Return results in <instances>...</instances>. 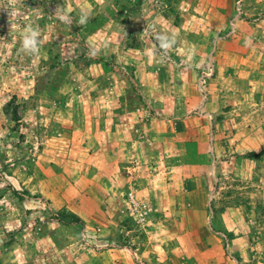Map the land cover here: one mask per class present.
Wrapping results in <instances>:
<instances>
[{"label":"rangeland","instance_id":"374dc122","mask_svg":"<svg viewBox=\"0 0 264 264\" xmlns=\"http://www.w3.org/2000/svg\"><path fill=\"white\" fill-rule=\"evenodd\" d=\"M263 42L264 0H0V264L234 256L229 219L212 225L230 212L253 220V260L264 261ZM227 69L221 91L212 77L200 85ZM171 77L186 78L190 104L174 115L195 121L150 135L162 127L146 78L182 105ZM204 91L207 125L193 108ZM103 129L110 140L94 141ZM196 190L205 209L192 207ZM197 232L214 235L199 247Z\"/></svg>","mask_w":264,"mask_h":264},{"label":"crops","instance_id":"0c3cea01","mask_svg":"<svg viewBox=\"0 0 264 264\" xmlns=\"http://www.w3.org/2000/svg\"><path fill=\"white\" fill-rule=\"evenodd\" d=\"M215 44H217V42H215L214 45H212L211 50L215 47ZM217 53H218L217 50H215V55H217ZM213 54H214V49H213L212 55ZM209 57L211 59L210 53H209ZM131 60L134 61L135 60L134 57H132ZM227 70L228 71L225 70L224 73H218V74L216 72L215 73L206 72L205 74H202L201 77L202 76L204 77L205 82L212 77L213 81L217 82V84L215 85V90L221 91L224 88V86H222V85L219 86V84L224 83L225 81L227 82L229 80V78H231V79L233 78V75L230 74L229 69H227ZM146 79H147L146 80L147 82L149 81V90L147 89V92L146 93L144 92V95L142 94V98L144 99V102L147 105V107L150 108V110H154L155 111L154 113L159 115L157 117H152L150 119L154 120V121L156 120L158 122L157 125H159L160 128L162 126H164L166 128H170L169 131H173V128H175V131H177V129H180L182 131V129L188 127V126H185V124H188V123L184 124L185 119H189V121H191V123L195 121L194 118H191V117H193V115L186 116V117H180V115L178 117V116L174 115L175 113L182 112V106H183V109H185V107L187 108L188 106H190V104L188 103L189 100L186 97H184L185 95L183 93L182 86H181L184 83V81L186 80V78L183 80V83L182 82L176 83V81L172 77L170 79H168V81H173V86L177 87L178 88L177 91H179L181 93L182 105L178 104V102H177V104L172 105L171 103H169V100H167V102L165 104V101L163 99L164 98L163 94L162 93L159 94L158 92H156V90L153 91L150 89L152 87V84H154L155 81L157 82L159 80H157V78L155 81H153L150 78H146ZM165 84L166 85H164V86H168L169 88L172 85V84L167 85V83H165ZM160 86L162 88H164L163 85H160ZM216 86H218L219 89ZM143 91H145V90H143ZM175 92H176V90H175ZM156 94L160 95V96H157ZM203 94H204L203 95L204 97H203V99H201V101H200V99L198 100V98L197 99L193 98L194 99V107L193 108H196L199 111L198 112L199 115H198V117H196V119H198V121H200L201 124L207 125V123L210 122V119L212 118V116L210 115L211 112H209V102H208L209 93L204 91ZM217 95H219V92H217ZM214 96H216V95L214 94ZM158 97H160V98H158ZM215 100L218 101V98H215ZM158 109H160L161 112L157 113ZM222 111L221 112L224 113V110H222ZM169 115H171V116H169ZM182 115L183 114H181V116ZM171 121L173 122V124H171ZM180 125L182 126V128H180ZM164 127L159 129V131L151 130L150 135H158V132H159V135H165V136L166 135H172V134H169L167 129ZM107 132L108 131H105V129H103V131H101V130L94 131L93 132L94 141H96L95 136L97 134L101 135V141L102 142L108 141L109 135L107 134ZM110 143L111 142H109V144ZM195 193L197 196H194V197H201L202 196L203 199H200L197 202L198 204H194V201H193L192 207L193 208L198 207L199 209H201V208L205 209L206 200H205V196L202 194V191L196 190ZM228 219L231 222V224L233 225V227H231L230 230H227V231L231 233L230 235H232L230 243L233 246V248L231 250L235 251L234 252L235 254H233L234 256H225V257L223 256V258H222L220 255V256H218V259H217V257L211 258V259H208L205 257L192 258L191 256L188 257L187 255H183V251H182V254L179 255V257H182L181 261L175 257L171 260L169 259L167 264H243V259H246L245 264H264V261H262V260H253V256H254L253 252L257 251L254 249V246H252L253 244L250 245V238L253 234H251L249 232L251 231L250 225H251L253 220L249 219V217L248 218L242 217V216L240 217L239 215H235V214H232L230 212L228 218L221 219V217L220 218L218 216L215 217L212 225H213V227H216V229L219 227V229L222 231L224 228L220 227L221 223L223 222V220H226L225 225H227L228 223H230L228 221ZM242 232H244V233H242ZM199 234H201V232L194 233L192 236V239H193V237H196V240L198 241L197 246H199V247H202V245L203 246L206 245L204 240H206L207 237L212 238L214 235V234H209V233H206V234L202 233L201 234V237L203 240L202 241L203 243H202L198 237ZM249 235H251V236H249ZM238 250H240V253L237 252ZM238 257H240V258L238 259Z\"/></svg>","mask_w":264,"mask_h":264},{"label":"built area","instance_id":"2783aa9c","mask_svg":"<svg viewBox=\"0 0 264 264\" xmlns=\"http://www.w3.org/2000/svg\"><path fill=\"white\" fill-rule=\"evenodd\" d=\"M204 77L202 76L200 79V85L204 83ZM127 198L130 203L131 208L135 211L138 216V219L141 221L147 220L148 212L151 210L150 207L145 202L139 201L134 194V189L131 187L127 191Z\"/></svg>","mask_w":264,"mask_h":264},{"label":"trees","instance_id":"16d2710c","mask_svg":"<svg viewBox=\"0 0 264 264\" xmlns=\"http://www.w3.org/2000/svg\"><path fill=\"white\" fill-rule=\"evenodd\" d=\"M251 155H253V153H251ZM57 219L59 220V222L63 224H70V223L78 222V218H76L73 214L71 215V217L61 214L60 216H57Z\"/></svg>","mask_w":264,"mask_h":264}]
</instances>
